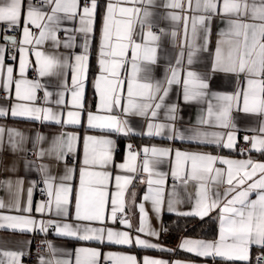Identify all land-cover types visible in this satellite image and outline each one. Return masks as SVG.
Instances as JSON below:
<instances>
[{
	"label": "snow or ice",
	"instance_id": "6c2138e0",
	"mask_svg": "<svg viewBox=\"0 0 264 264\" xmlns=\"http://www.w3.org/2000/svg\"><path fill=\"white\" fill-rule=\"evenodd\" d=\"M157 8L162 11L157 13ZM99 10L98 0H37V3L28 0L26 10L24 0H0V23L6 25L0 28V32L5 33L0 39L13 47L18 45L19 51V77L15 78L12 64H5V44H0V89L6 94L3 99L8 101V106H0V117L10 113L14 118L54 122L64 128L83 126L86 114L87 129L102 133L83 137V158L77 161L80 165L77 187L71 183L75 169L67 165V157L76 153L77 133L60 131L49 138L38 130L29 133L0 125V152L6 144L13 154L23 153L25 170L40 173L45 192V199L35 204L34 211L41 216L37 219L33 215V190L38 181H28L27 200L22 202L25 179H0V186L9 193L7 202L0 198V210L15 213L0 211V229L43 234L54 229L57 236L80 241L103 244L106 240L110 244L174 253L175 249L141 238L144 234L158 239L161 231H168L162 224L159 230L150 225L143 202L137 205V235L131 234L133 225L125 214L126 190L142 169L147 173L148 186L143 201L151 203L157 220L165 202L166 211L177 216L203 219L213 211L219 213L217 239L184 237L179 249L214 261L219 258L226 262H250V246L264 249V161L254 160L250 155L247 159H232L211 152L156 145L135 150L129 143L123 162L116 164L113 159L116 142L111 134L125 137L140 134L162 137L173 143L187 141L198 146L215 145L235 150L239 128L232 116L233 110L264 118V0H108L100 27L93 111L91 105L86 107L85 103L86 82ZM156 17L167 27L160 26ZM216 17L221 18L224 26L217 31L213 48ZM21 22L19 40L6 34L16 31ZM65 22H73L75 26L67 27ZM61 31L65 34L63 39L58 35ZM164 37L173 49H178L174 58L163 47ZM45 42H50L54 49L63 47L72 51L46 53L39 50ZM77 48L80 51H75ZM30 56L35 57L34 71L38 77L55 78L52 85L55 91H50L40 79L27 78L26 73L32 67ZM15 58L13 54L12 59ZM197 65L203 70H196ZM157 68L162 69L158 78ZM69 71L70 83L65 78ZM218 74L234 77L236 90H211V81ZM13 84L15 102L8 95ZM41 89L44 104L53 103L57 106L55 109L37 105V93ZM173 92L177 100L169 102ZM53 95L55 100H51ZM181 97L185 104H206V108L198 110L195 122L183 128L177 124ZM64 109H67L66 114ZM130 116L141 117L146 122L139 133L131 125ZM244 130L253 135L243 137L250 148H240V154L251 151L264 154V119L259 120L258 127ZM30 155L34 159H29ZM141 155L142 163H139ZM45 158L64 162L59 182L50 174L49 163H38ZM165 160L177 182L167 193L164 187L167 174L157 170ZM16 164L13 161L6 170L15 172ZM111 168L123 173L114 177L115 191L109 188ZM190 183L195 186L194 201L192 193L188 192ZM220 185L224 186L222 192ZM180 187L191 203L190 210L180 211L177 207L184 203L178 192ZM73 196L74 213L71 211ZM135 196L133 192V202ZM45 215L56 219H44ZM109 220L113 224L118 221L129 231L105 227ZM94 223L100 226H92ZM22 243L28 245L31 241ZM42 243L52 258L38 254V264H70L68 259L57 255L62 249L48 240ZM26 255L25 251L0 250V264H22L21 258ZM101 257L111 264H141L132 254L103 253L99 248L89 247L75 249V264H101ZM142 264L193 262L145 255Z\"/></svg>",
	"mask_w": 264,
	"mask_h": 264
},
{
	"label": "crops",
	"instance_id": "0c3cea01",
	"mask_svg": "<svg viewBox=\"0 0 264 264\" xmlns=\"http://www.w3.org/2000/svg\"><path fill=\"white\" fill-rule=\"evenodd\" d=\"M28 0H24L25 4V10H26V5H27ZM100 4V10L99 14L97 16V19L95 21V26H94V33H93V43L92 46L90 47V52H89V73H88V79L86 82V107L91 105V110L95 111V97H94V88H93V81L95 79V76L97 75L99 69L97 65V52H98V45H99V35H100V27L102 24V15L104 12V8L108 2V0H98ZM159 2V0H158ZM33 3H35V0H33ZM157 13L161 12L162 10L157 8L155 9ZM158 22L160 23V26L167 27V24L163 21H159V18L156 17ZM0 23V28H1ZM65 26L67 27H74L75 24L73 22H65ZM224 25L221 23V18L216 17L214 22H213V34H212V46L214 48L215 45V40L217 39L216 33L219 30V28L223 27ZM32 27V26H30ZM22 28H23V23L21 22L20 25V31L18 35V40L22 35ZM157 30V29H154ZM32 31L38 35L39 32L37 29L32 27ZM59 37L61 39L64 38L65 34L61 31L58 33ZM0 36H2V32H0ZM136 39L139 41V37H136ZM163 47L168 50L169 53L175 55V52L178 51V49H173L171 44L169 43V40L167 37L163 38ZM0 44H5V41L0 39ZM177 44H179V39L177 40ZM39 50L45 51L46 53H52V52H60V53H65L67 54L69 49H64L63 47H60L58 49H54L51 46L50 42H45L43 46L40 47ZM75 51H80L79 48L75 49ZM30 61L32 62V65L35 68V57L30 56ZM12 64L14 68V77L18 78L19 77V51L17 50L16 58L14 60H9L7 57V50H6V56H5V64ZM130 67V66H129ZM196 70H203V67L201 65L196 66ZM28 79H40L42 84H45L50 91H55V88L52 87V85L55 84V78H40L38 77L37 73L35 76H31L29 74V70L26 73ZM155 75L158 78L160 75H162V69L157 68L155 70ZM68 82L70 83L71 80V74L70 71L68 75L65 77ZM211 90L213 91H221V92H234L236 90V82L235 78L232 76H224L223 74H218L215 76L214 79L211 81ZM125 94H126V86H125ZM6 94L2 89H0V106H8V101L4 100L3 97ZM8 95L10 96L11 100L15 102V85L13 84L9 90ZM38 100H37V105L38 106H45V107H53L54 109L57 107L53 103H49L47 105L44 104L43 101V89L38 90ZM70 98V97H69ZM56 96L53 95L51 100H55ZM177 97L175 93L173 92L170 97L169 102L176 101ZM179 107L180 111L178 112V127H186L189 124H192L195 122L197 115H198V110L201 107L206 108L205 105H199V104H185L183 102L182 97L179 99ZM67 109H64V113L66 114ZM232 116L238 125L239 131H238V139L240 135H253L252 132L245 131V128H253V127H258V122L260 119H264L262 117H258L253 114H245L241 111H236L233 110ZM130 120L131 125L137 129V132L139 133L141 130H143L144 124L146 123L143 118L137 117V116H130L128 117ZM160 119H163V113H161ZM0 125H6L9 127H15L20 130H23L25 132H34L36 130L40 131L47 137H51L55 133H59L60 131H68V132H75L79 136V140L76 143V153L75 154H70L67 157V165L69 167H74L75 171L73 173V180L71 183H73L75 186L78 187L79 185V163L77 162L78 159L82 160L83 158V137L84 135H101L102 133L99 130H90L87 129V121H86V114L83 119V126L80 125H67L64 128H61L60 126L56 125L54 122H44V121H29L24 118H18V117H11L10 113L6 117H0ZM111 138L116 142V148L113 153V159L116 164L122 163L124 159V155L126 152V146L131 143L133 145V148L135 150L141 149L143 146H163V147H172V148H180L181 150H188V151H203V152H211L212 154H219L222 156H226L232 159H247L248 156L250 155L254 160H260L264 161V154L257 153L255 151L247 152L244 154H240V152L237 150H230V149H222V148H217L215 145H204V146H198L195 142H181V141H176L175 143L168 141L162 137H149V136H144L140 134H136L130 137H125L121 134H111ZM29 151L31 152V145H28ZM23 153H18V154H13L8 146L5 144L4 145V150L0 152V160L3 161L2 164H0V179H8L11 178L15 180L18 177H23L25 179V184H24V191L21 194V199L22 202H26L27 200V188L29 187L28 181L31 180H36L38 181L37 186L33 190V215L37 218L40 219L41 216L40 214L36 213L34 211L35 204L39 203L41 200L45 199V196H40L38 194V191L43 189V183H42V177L40 173L36 172L35 170L32 171H26L24 166H23ZM142 158V155H141ZM29 159H34L33 156H29ZM13 161H16V168L17 170L15 172H10L6 170V167L11 166V163ZM43 162V163H49L51 165L50 167V174L53 176L57 177V181L59 182L58 178L60 175H63L64 173V167L65 164L64 162H56L54 160H49L48 158H45L43 161H38V163ZM139 163H142L139 162ZM219 166V165H217ZM112 172V179L110 181L109 188L111 191H115V175L117 174H123L121 173V170L116 169V168H111L109 169ZM159 171H162L166 173L167 175L165 176V190L166 193L167 191H170L173 184L177 183L176 181H173V178L171 176V170H170V165L165 160V162L161 165L158 166ZM144 180V183H141V181ZM147 173L141 171L135 175V179L132 185L129 186V188L126 190V201H127V207H126V215L130 219L133 229L131 230V234L134 237L137 235L135 232V228L139 226V209L137 205L140 203L145 204V208L148 212V217H149V223L150 225L159 230L161 227V224L166 228L164 224V216L165 215H172L174 217H182V216H177L174 213H169L166 211V202L165 205L162 207V212L160 215V219H156L155 213L152 211L151 208V203L150 202H144L143 201V196L147 192ZM214 188L217 186H213ZM221 190L223 191V185L218 186ZM135 192V202H133L132 198V193ZM178 192L180 195V198L184 201V203L178 205V209L180 211H187L190 210L191 208V203L188 202L187 200V194L184 191L183 187L178 188ZM188 192L192 193L193 196V201L195 199V186L194 183H190L188 187ZM0 198H3L6 202L9 199V193L8 191L3 187L0 186ZM252 198H255L254 195ZM167 197H165L166 201ZM4 211L6 214H15V213H7V210H0ZM71 211L74 213V196L72 198V205H71ZM110 213V206L108 209ZM218 211H213L210 213L209 216L204 217L203 219L199 217H183V218H190L193 222H199V221H204V224L207 222V220H212L215 224V231L212 236L205 235L203 234L204 230H197L195 233H186V232H174L168 230V233L174 234L175 240L171 246L162 244L160 241V236L164 231H161L159 238L155 237H149L144 234H141V238L148 239L153 243H158L163 245L166 248H171L175 249L176 251L174 253H167V252H161L155 249H143L138 246H127V245H116V244H110L105 240L103 244H101L99 241H80L77 238L73 237H61L55 235L54 229H50L47 234L43 233H28V232H20L18 230H12V229H7L3 228L0 229V250H10V251H25L29 252L32 249V242L34 237H38L42 240H48L51 241L57 249H62L63 251L57 253V255L61 258H66L70 261V264H75V249L79 247H89V248H99L103 253H108V252H115V253H125V254H132L136 255L138 259L141 261L142 264V258L147 255L151 256L154 258H162L165 260H181V261H192L193 264H252L254 256L263 253L264 249L256 246H250V262H226V261H221L219 258H217L215 261L212 258H203V257H197L195 254L192 253H187L182 249L178 248V245L180 244L182 238L188 237V238H193V239H204V240H215L219 236V222H218ZM44 219H56V217H50L48 215H45L43 217ZM193 222H190L189 224H192ZM203 225V226H204ZM92 226H100L98 223H94ZM105 227H113L116 230L120 231H129L125 226L119 224L117 221L115 224H113L112 221H107L106 224L104 225ZM24 241H31V244H24L22 242ZM38 254L43 255L46 259H51V255L49 251L45 249L41 253H37L35 258L26 263L24 262V257L21 258L22 264H38V259L37 256ZM6 259V258H5ZM107 261H104L103 258L101 257V264H106Z\"/></svg>",
	"mask_w": 264,
	"mask_h": 264
},
{
	"label": "built area",
	"instance_id": "2783aa9c",
	"mask_svg": "<svg viewBox=\"0 0 264 264\" xmlns=\"http://www.w3.org/2000/svg\"><path fill=\"white\" fill-rule=\"evenodd\" d=\"M35 3H37V0H35ZM4 27H6V25L1 24V28H4ZM19 31H20V26L16 29V31H14V32L9 31L6 34L16 36L17 40H18ZM3 34H5V33H2V35ZM6 50H7L8 59L13 60L12 55L15 54V57H16L18 45L16 47H13V45L11 43H6ZM29 74L31 76L36 75V72L34 71L33 65H32V67L29 68ZM243 137H244L243 135L239 136L238 145H237L238 151L240 148H250V145L244 142ZM141 161H142V158L140 157L139 162H141ZM38 194L42 197L45 196V192L42 191V189L38 191ZM36 233H38V232H35V234ZM175 237L176 236L174 234H171L168 232H163L160 236V241L162 244L171 246L175 240ZM42 241H44V240H42L38 237H34L33 242H32V249L28 252V255H26L24 257V262L28 263V262L32 261L35 258L37 253H41L44 251L45 245L42 243ZM258 256L261 257L259 260L257 259ZM106 264H111V261H107ZM252 264H264V252L255 255Z\"/></svg>",
	"mask_w": 264,
	"mask_h": 264
},
{
	"label": "trees",
	"instance_id": "16d2710c",
	"mask_svg": "<svg viewBox=\"0 0 264 264\" xmlns=\"http://www.w3.org/2000/svg\"><path fill=\"white\" fill-rule=\"evenodd\" d=\"M190 222H193L190 218L174 217L172 215L164 216V224L170 231L195 233L197 230L201 229L204 230L203 234L205 235L212 236L214 234L215 224L212 220H207L205 225L202 224L204 221L189 224Z\"/></svg>",
	"mask_w": 264,
	"mask_h": 264
}]
</instances>
